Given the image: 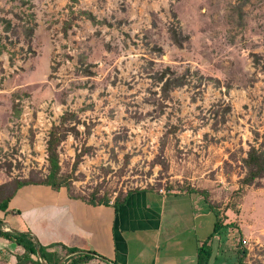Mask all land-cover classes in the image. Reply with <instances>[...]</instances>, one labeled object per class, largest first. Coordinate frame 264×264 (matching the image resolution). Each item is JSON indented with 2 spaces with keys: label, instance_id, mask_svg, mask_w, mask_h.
Wrapping results in <instances>:
<instances>
[{
  "label": "rangeland",
  "instance_id": "obj_1",
  "mask_svg": "<svg viewBox=\"0 0 264 264\" xmlns=\"http://www.w3.org/2000/svg\"><path fill=\"white\" fill-rule=\"evenodd\" d=\"M53 131L72 197L146 190L187 250L222 225L209 264H264V0H0V203Z\"/></svg>",
  "mask_w": 264,
  "mask_h": 264
},
{
  "label": "crops",
  "instance_id": "obj_2",
  "mask_svg": "<svg viewBox=\"0 0 264 264\" xmlns=\"http://www.w3.org/2000/svg\"><path fill=\"white\" fill-rule=\"evenodd\" d=\"M163 199L138 190L122 196L117 206L114 201L92 205L71 197L66 188L31 184L17 189L1 213L11 229L6 217H14L15 232L29 234L38 246L37 257L42 259L41 251L47 264H69L80 254L91 256L83 264H197L200 246L187 250L179 238L183 236L163 234ZM0 241L8 242L5 247L18 250L19 255L23 253L15 243ZM132 241L138 247L133 254ZM69 249L77 252L67 253ZM161 252L165 255L160 257Z\"/></svg>",
  "mask_w": 264,
  "mask_h": 264
},
{
  "label": "trees",
  "instance_id": "obj_3",
  "mask_svg": "<svg viewBox=\"0 0 264 264\" xmlns=\"http://www.w3.org/2000/svg\"><path fill=\"white\" fill-rule=\"evenodd\" d=\"M31 27H33V26H31ZM172 40L174 41V43L176 45H179V46L181 45L180 42L176 38H174V36L172 37ZM175 86L178 87V86H180V84H175ZM56 140L58 141L59 138H58V136L55 135V133L53 131L52 136L48 142V157H49V162H50V171H49V174L45 177V179L42 180L41 182H39L38 184L50 186L54 190H59L60 188L67 186V181L65 178L60 176L58 173L59 166H58L57 156H56V144H57ZM255 173L256 172H254V170H251L250 177L252 179L254 177H256ZM28 184H29V182L19 183L17 189H20L21 187L26 186ZM17 189H16V191H17ZM10 199L11 198L9 197L0 203V211L1 212L6 211ZM78 199H80V198H78ZM82 200H84V201H86L92 205H107L110 203L107 199H96L94 197L92 199H89V200H85V199H82ZM119 200H120V198H116L114 200V204L116 206L120 204ZM1 223L2 222H0V224ZM221 228H222V225L218 221L214 223L212 232L207 237L206 242L203 243L198 248L197 264H209L210 263V259H211V255H212V246L209 245V242L220 231ZM0 237L4 238L5 240L11 241V242L15 243L17 246H20L23 248V253L21 254V257H17V261L15 264H21L22 261L23 262L24 261L25 262L32 261V257H37V250L36 249L38 246L33 242L32 237L29 234L15 232V231H3L0 227ZM75 252H77L76 249L67 250V253H75ZM40 253H41L42 259H44V254H42L41 251H40ZM245 254H246V251H243L242 255L245 256ZM89 260H91V256H89L88 254H80V255H77L76 258L73 257L69 264H83ZM104 261H106V260H104ZM106 262H108V261H106ZM37 263H39V262L37 261ZM239 264H243L242 260L239 261Z\"/></svg>",
  "mask_w": 264,
  "mask_h": 264
},
{
  "label": "water",
  "instance_id": "obj_4",
  "mask_svg": "<svg viewBox=\"0 0 264 264\" xmlns=\"http://www.w3.org/2000/svg\"><path fill=\"white\" fill-rule=\"evenodd\" d=\"M38 254H39V252H38ZM39 256V255H38Z\"/></svg>",
  "mask_w": 264,
  "mask_h": 264
}]
</instances>
